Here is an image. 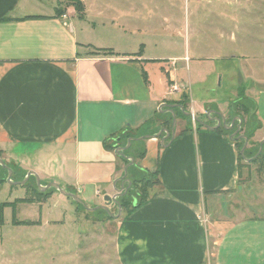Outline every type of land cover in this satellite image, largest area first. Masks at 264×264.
Instances as JSON below:
<instances>
[{"label":"crops","instance_id":"obj_1","mask_svg":"<svg viewBox=\"0 0 264 264\" xmlns=\"http://www.w3.org/2000/svg\"><path fill=\"white\" fill-rule=\"evenodd\" d=\"M80 1L81 20L60 16L57 0H0V159L12 169L11 178L22 181L32 172L43 187L55 183L98 205L115 195L116 182L122 188L125 171L131 181L130 166L105 142L127 128L143 136L166 129L169 136L145 140L146 154L136 162L139 171L157 173L159 184L146 203L137 207L134 197L136 208L121 214L116 235L121 263L207 264L212 258L214 264H264V219L231 222L234 213L227 210L228 196L240 188L239 152L231 138L236 121L231 130L210 129L221 115L227 126L240 117L231 110L237 99H193L191 109L207 119L199 128L178 118L172 135L164 105L173 97L163 69L176 62L186 82L181 58L171 56L162 39L153 42L154 49L137 40L147 30L138 23V7H131V23L124 26L121 15L108 16L106 1ZM6 18L11 20L2 21ZM98 26L118 28L120 42L92 40ZM88 46L118 56H91ZM256 90L243 94L255 103L257 115L264 89ZM260 120L250 141H264ZM55 192L51 199L65 197Z\"/></svg>","mask_w":264,"mask_h":264},{"label":"rangeland","instance_id":"obj_2","mask_svg":"<svg viewBox=\"0 0 264 264\" xmlns=\"http://www.w3.org/2000/svg\"><path fill=\"white\" fill-rule=\"evenodd\" d=\"M52 1L45 0V3L51 4ZM103 1L111 5L108 16L117 18L121 15L124 20L120 23L124 26L131 23V7H138V23L141 29L147 30L137 40L151 47V43L153 45V42L162 39L171 51L169 54L182 59L178 66L185 68L182 77L186 82L180 77V72L175 70L176 62L174 66L168 62L163 69L173 97L164 107L167 112L171 110L175 113V129L184 117L189 119L190 126L198 125L199 128L202 121L207 119V116H201L191 109L193 99L204 100L216 96L219 100L240 99L245 89H264V0ZM60 2L57 7L60 16L80 19L75 10L74 14L72 11L67 12L66 8L71 7L67 0H63L67 5ZM76 18L75 21H78ZM94 35L92 40L108 38L103 42L116 45L120 42V39L119 42L116 39L119 34L115 27L98 26ZM155 47L153 45L151 48ZM186 96H190V99L187 100ZM259 97L257 116H260L261 124L264 125V94ZM171 105L176 107L170 109ZM247 105L252 113L254 106L250 103ZM181 106L183 111L180 110ZM235 116L238 115L235 113ZM241 117L235 119L233 131L237 130L239 121L242 122ZM255 127H250L246 133L254 135ZM245 129L244 125L243 132ZM261 143L249 140L246 150H255L258 146L260 149ZM262 153L264 158V144ZM245 159L242 163L248 166L242 168L240 188L228 196L227 210L234 213L231 222L249 218L264 219V162L251 164ZM2 177L6 181L0 183V204L28 198L33 189H38L33 177L24 185L7 182V174L0 167V179ZM19 180L15 176L12 178L13 183L21 182ZM51 189L53 193L56 190L50 188L45 192ZM125 190L123 188V192ZM65 197L18 204L16 219L28 225L15 226L12 223V209L5 208L4 223L0 224V264H122L116 242L121 214L124 213L122 207L119 215V206L114 202L107 204L105 200H100V204L94 205L78 196L87 208L107 207V210H88ZM213 221L210 218L207 225L210 226ZM212 244L213 241L211 248ZM207 264H214L213 259Z\"/></svg>","mask_w":264,"mask_h":264},{"label":"trees","instance_id":"obj_3","mask_svg":"<svg viewBox=\"0 0 264 264\" xmlns=\"http://www.w3.org/2000/svg\"><path fill=\"white\" fill-rule=\"evenodd\" d=\"M69 2V4L74 7L75 11L80 15V19L84 18V14H85V7L82 1L80 0H67ZM11 19H3L2 21H9ZM87 48H92V52L88 53V55L91 56H95V55H100V54H108V55H116L118 56V54L113 53L112 50H106V49H94L91 46H88ZM142 51H140V53H138L136 56H139L141 54ZM80 56V54H77V57ZM143 78L144 80L147 82V74L145 72H143ZM187 100L189 97H187ZM251 101L245 97L244 94H242V97L240 96V99H237V101L233 102L231 104V110L233 111V113L240 114L243 117H241L242 119V128H241V132H243V126L245 125V132L244 135H246L248 137V139L250 140L253 135L252 133H246V131L249 130L250 127H254L256 126L255 130H258L260 127L257 125V121H258V117L255 113V103L251 102ZM247 103H250L252 106H254V111L251 113L250 107H248ZM159 118V117H158ZM158 118L156 121H158ZM245 118V119H244ZM173 120V117H172ZM145 129H147V126L145 127ZM218 131H223L226 133L231 134L232 132L230 131H224L222 128H220ZM142 132V131H141ZM139 130H131L129 128H127L125 131H122L116 135H113L110 139V141L105 142V148L110 150V151H115L117 148L119 147H125L127 145V141L129 139H134V138H139L142 135ZM236 145H237V149L239 152V177H242V168L245 166H248V164L244 165L242 162L245 159L242 154H241V149L244 145V141L240 140V141H236L234 140ZM242 143V145H240ZM145 140L142 141H133L131 147L124 151L123 156L119 155L118 157L120 159H122V161L124 162L125 166H128L130 164V160L129 158H133L134 159V164L132 166L129 167L130 170V175H131V182H132V187L131 189H129L128 193L123 196L121 199H119L120 202V206L122 207V210L124 212H129L131 210H133L134 208H136L133 203H132V198L131 196H134L138 199L137 202V207L143 205L144 203H146L151 196V190L159 184V177L157 173H151L149 171H141L139 173V168L136 164L137 161L142 160L146 154V149H145ZM259 151V146L258 148L255 147V150L249 149L248 151L245 150V156L246 159H251L253 157H255L257 155ZM251 164H258V163H263L264 162V158H263V153L260 154L257 158H255L254 160L250 161ZM1 169L4 170V173L7 174V171L0 166ZM144 174V176H143ZM5 178L2 177V179H0V183L5 182ZM53 189H51V191L49 192H41L38 189H33V192L31 194L30 197L28 198H24V199H17L15 202L13 203H1L0 204V224L3 225L4 223V210L5 208H11L13 211L12 214V223L15 226H21V225H28L29 223L24 222V221H17L16 219V206L20 203H35V202H46L52 195ZM78 204V203H77ZM80 205V204H78Z\"/></svg>","mask_w":264,"mask_h":264},{"label":"water","instance_id":"obj_4","mask_svg":"<svg viewBox=\"0 0 264 264\" xmlns=\"http://www.w3.org/2000/svg\"><path fill=\"white\" fill-rule=\"evenodd\" d=\"M170 107V109H173L174 107H176V105H171V106H169ZM180 110H184L183 109V107L181 106L180 107ZM170 113L172 114V117H173V124H172V135L175 133V125H176V115H175V113L173 112V111H171L170 110ZM185 116L186 115H188V114H184ZM238 118V117H237ZM239 119V118H238ZM236 120H233V123H232V125L231 126H227L226 125V123H225V120H224V118H223V116L221 115L220 116V119H218L217 120V123H218V125H217V127H210V129H217V128H219L221 125L223 126V127H225L227 130H231L232 129V127H233V125H234V122H235ZM241 124H242V122L241 121H239V126H238V128H237V130L232 134V136H231V138L232 139H235L236 141H239V140H243L244 141V145H243V147H242V149H241V154H242V156L244 157V154H245V150H246V148H247V146H248V142H249V140H248V137L247 136H245V135H243V134H240L239 135V133H240V130H241ZM163 133H166L168 136H169V133H168V131L166 130V129H164V130H162V131H160L157 135H154V136H142V137H139V138H134V139H129L128 141H127V145L125 146V147H120V148H118L117 150H116V153L117 154H119V155H121V156H123V152L124 151H126V150H128L130 147H131V145H132V142L133 141H142V140H147V139H150V138H159V137H161L162 136V134ZM264 144V141H262V143H261V146H260V149H259V152H258V154L255 156V157H253V158H251V159H247L246 161H248V162H250V161H252V160H254L255 158H257L260 154H261V152H262V145ZM129 160H130V164L128 165V167L129 166H132L133 164H134V159L133 158H129ZM0 166H2L6 171H7V182H9V183H11V184H13V185H24V184H26L28 181H29V177L30 176H35L36 177V181H37V187H38V190L39 191H41V192H45L46 190H48V189H50V188H54V189H56L58 192H60L62 195H64V196H66V197H69V198H71V199H73V201H75L76 203H78V204H80V205H82L83 207H85L86 209H88V210H98V209H104V210H107V207H96V208H87V206H86V204L76 195V194H73V193H69V192H67V191H65V190H63V189H61L57 184H55V183H50L49 185H47L46 187H43L41 184H40V180H39V178L34 174V173H32V172H30L29 174H28V176L26 177V179L24 180V181H21V182H17V183H13L12 182V174H13V171H12V169L10 168V167H8L4 162H3V160H1L0 159ZM126 176H127V171H125V176L123 177V179H122V181H123V185H122V188H120V189H116V191H117V193L113 196V197H110V196H105V198H104V200H105V202L107 203V204H111L112 202H114V203H116L118 206H119V209H120V212H119V214L121 213V207H120V203H119V201H117V199L118 198H121V197H123V196H125L126 194H127V192H128V190L130 189V187H131V185H132V182L130 181V180H126L125 178H126ZM125 183H128V187L126 188V190L123 192V186L125 185ZM116 184H117V182L115 183V187H116Z\"/></svg>","mask_w":264,"mask_h":264},{"label":"flooded vegetation","instance_id":"obj_5","mask_svg":"<svg viewBox=\"0 0 264 264\" xmlns=\"http://www.w3.org/2000/svg\"><path fill=\"white\" fill-rule=\"evenodd\" d=\"M241 128H242V124H241ZM240 132H241V130H240ZM239 134H242V133H239ZM244 135V134H243ZM246 136V135H245ZM249 140V139H248Z\"/></svg>","mask_w":264,"mask_h":264},{"label":"built area","instance_id":"obj_6","mask_svg":"<svg viewBox=\"0 0 264 264\" xmlns=\"http://www.w3.org/2000/svg\"><path fill=\"white\" fill-rule=\"evenodd\" d=\"M64 18H66V17L64 16Z\"/></svg>","mask_w":264,"mask_h":264}]
</instances>
